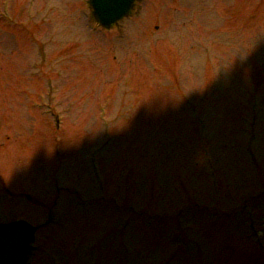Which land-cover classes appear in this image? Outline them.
Masks as SVG:
<instances>
[{
  "label": "rangeland",
  "instance_id": "rangeland-1",
  "mask_svg": "<svg viewBox=\"0 0 264 264\" xmlns=\"http://www.w3.org/2000/svg\"><path fill=\"white\" fill-rule=\"evenodd\" d=\"M27 1L0 14V225L42 227L29 264H264V0H138L110 27Z\"/></svg>",
  "mask_w": 264,
  "mask_h": 264
},
{
  "label": "water",
  "instance_id": "water-1",
  "mask_svg": "<svg viewBox=\"0 0 264 264\" xmlns=\"http://www.w3.org/2000/svg\"><path fill=\"white\" fill-rule=\"evenodd\" d=\"M132 2L133 0H93L95 15L103 24L110 25L129 10ZM27 250L25 229L9 228L0 234V264H24Z\"/></svg>",
  "mask_w": 264,
  "mask_h": 264
}]
</instances>
